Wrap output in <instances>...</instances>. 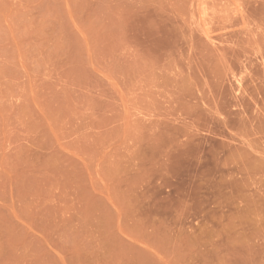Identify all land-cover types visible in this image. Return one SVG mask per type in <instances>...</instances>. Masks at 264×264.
I'll return each instance as SVG.
<instances>
[{
	"label": "rangeland",
	"instance_id": "rangeland-1",
	"mask_svg": "<svg viewBox=\"0 0 264 264\" xmlns=\"http://www.w3.org/2000/svg\"><path fill=\"white\" fill-rule=\"evenodd\" d=\"M0 264H264V0H0Z\"/></svg>",
	"mask_w": 264,
	"mask_h": 264
},
{
	"label": "crops",
	"instance_id": "crops-1",
	"mask_svg": "<svg viewBox=\"0 0 264 264\" xmlns=\"http://www.w3.org/2000/svg\"><path fill=\"white\" fill-rule=\"evenodd\" d=\"M5 186H8V185H5Z\"/></svg>",
	"mask_w": 264,
	"mask_h": 264
}]
</instances>
